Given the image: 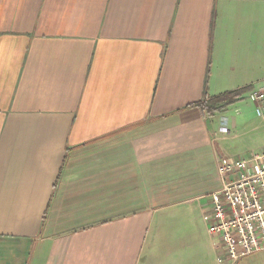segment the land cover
Instances as JSON below:
<instances>
[{
  "label": "crops",
  "instance_id": "crops-1",
  "mask_svg": "<svg viewBox=\"0 0 264 264\" xmlns=\"http://www.w3.org/2000/svg\"><path fill=\"white\" fill-rule=\"evenodd\" d=\"M261 83L264 0H0V264H221L218 161L264 145L191 103Z\"/></svg>",
  "mask_w": 264,
  "mask_h": 264
},
{
  "label": "built area",
  "instance_id": "built-area-1",
  "mask_svg": "<svg viewBox=\"0 0 264 264\" xmlns=\"http://www.w3.org/2000/svg\"><path fill=\"white\" fill-rule=\"evenodd\" d=\"M247 99L255 114L264 119V83L250 88ZM219 133H227L220 125ZM264 159V149L245 158L222 157L217 164L221 185L210 192L211 207L204 216L207 231L218 238L219 263L264 251V166L253 164Z\"/></svg>",
  "mask_w": 264,
  "mask_h": 264
},
{
  "label": "rangeland",
  "instance_id": "rangeland-1",
  "mask_svg": "<svg viewBox=\"0 0 264 264\" xmlns=\"http://www.w3.org/2000/svg\"><path fill=\"white\" fill-rule=\"evenodd\" d=\"M247 92L248 91L246 90L244 93H242V96H241L242 99H239V100L229 104L228 112H227L228 117L231 113L235 114L233 111L235 105H238L239 107H244V105L250 106L251 102L247 99ZM252 109H253V107H251L250 110H252ZM246 121L248 122V127H247L248 131L246 132V134H243V136H241L240 141H242L241 143L247 144V151L250 148H253L257 152V151H259V148H260L259 146L264 145V120L262 118L258 117L255 114V112L252 111L251 113L246 115ZM259 152H257V153H259ZM229 153L234 154L235 149L229 150ZM155 224H156V222L153 223L152 227ZM206 230H205V236H206V239H207L209 246L211 247V243H210V239H209V235H208L209 233H207ZM212 250H213L214 255H215L216 254L215 250L213 248H212ZM236 264H264V251L258 252V253H253V254H250L248 256L242 257L241 259H239V261Z\"/></svg>",
  "mask_w": 264,
  "mask_h": 264
},
{
  "label": "trees",
  "instance_id": "trees-1",
  "mask_svg": "<svg viewBox=\"0 0 264 264\" xmlns=\"http://www.w3.org/2000/svg\"><path fill=\"white\" fill-rule=\"evenodd\" d=\"M247 88H240L232 91H226L217 95H209L206 90L203 91L202 98L192 105L198 106L202 111L208 114H213L216 111L221 110L226 105H229L240 99L242 93Z\"/></svg>",
  "mask_w": 264,
  "mask_h": 264
}]
</instances>
